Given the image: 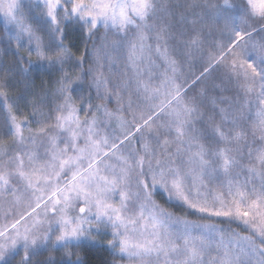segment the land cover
Returning <instances> with one entry per match:
<instances>
[{
	"label": "snow or ice",
	"instance_id": "1",
	"mask_svg": "<svg viewBox=\"0 0 264 264\" xmlns=\"http://www.w3.org/2000/svg\"><path fill=\"white\" fill-rule=\"evenodd\" d=\"M0 18V264H264V0Z\"/></svg>",
	"mask_w": 264,
	"mask_h": 264
},
{
	"label": "trees",
	"instance_id": "2",
	"mask_svg": "<svg viewBox=\"0 0 264 264\" xmlns=\"http://www.w3.org/2000/svg\"><path fill=\"white\" fill-rule=\"evenodd\" d=\"M4 35V24H3V20H0V36ZM100 36L103 35V29L100 30V33L98 34ZM78 39V37H77ZM97 46H99V44L101 43V41L99 39L96 40ZM80 47L81 49H83V44L80 43ZM89 48H91V42H89ZM101 55L103 56V53H101ZM5 59H7V57H5ZM39 83V81H37V84ZM109 107H114V105H109ZM23 111L25 112V114L29 111L28 109H23ZM157 199L159 200L160 203L164 204L165 201L163 199H160V197H157ZM166 207H169V205L165 204ZM178 213L179 210L175 209ZM182 214V213H180ZM190 219H195V216H191L189 217ZM224 227H229V225L225 224ZM231 228L241 232L243 234L244 229L242 225H238L237 223H232L230 225ZM17 259H19V257H17ZM115 260L116 264H118L119 262V258L118 257H113L110 254V251H106L104 250V248H91L87 251V255H86V264H113V261Z\"/></svg>",
	"mask_w": 264,
	"mask_h": 264
},
{
	"label": "rangeland",
	"instance_id": "3",
	"mask_svg": "<svg viewBox=\"0 0 264 264\" xmlns=\"http://www.w3.org/2000/svg\"><path fill=\"white\" fill-rule=\"evenodd\" d=\"M0 20H2V18H0ZM118 264H127V262L126 261H120V259H119Z\"/></svg>",
	"mask_w": 264,
	"mask_h": 264
}]
</instances>
